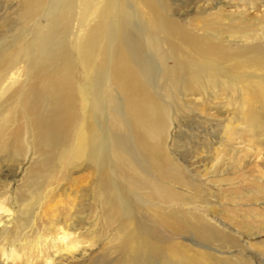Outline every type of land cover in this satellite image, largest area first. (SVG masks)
<instances>
[{"label": "bare ground", "instance_id": "bare-ground-1", "mask_svg": "<svg viewBox=\"0 0 264 264\" xmlns=\"http://www.w3.org/2000/svg\"><path fill=\"white\" fill-rule=\"evenodd\" d=\"M172 1L121 0V7L136 13L138 24L121 20L106 30L102 39L96 38L97 30L93 32L82 47L84 67L80 74L73 72V58L64 45L47 43V33L29 25L44 7L47 18V0H23L20 8L11 12L14 21H10V43L0 38V86L11 79V72L21 68L20 60L24 64L23 83L0 100V114L8 112L0 124V137L9 129V135L0 139V150L10 157H24L32 150L44 153L36 168H43L46 159L50 166V159L59 154L54 169L67 172L80 161L88 170L87 176L93 182L86 205L91 223L74 212L69 229L79 233L81 223H86L89 230L96 225L100 230L112 229L105 245L111 247L105 252L108 260H101V264H220L223 247L236 245L205 216L190 212L186 213L188 220L180 216V199L173 190L178 179L173 164L168 158L158 161L148 144L159 127L157 123H164L153 80L158 71L167 89L179 88L183 93L204 90L203 78L209 86L215 83L214 73L198 68L195 58L174 42L178 40L198 57L217 62L218 72L229 80L226 86H219L226 93L241 88L250 99L248 122L258 125L262 122L252 114V108L258 103L264 110V51L254 47L232 51L211 31L182 27L170 18L176 8ZM54 2L58 14L71 7L69 2ZM90 10L87 5L85 12ZM144 15L151 18L144 22ZM100 40L103 46L98 49ZM97 51L100 61L95 59ZM178 76L183 79L175 84ZM108 81L125 97L124 122L115 112L109 89H105ZM170 94L174 99V93ZM114 136L119 139L117 144ZM62 146L63 153L59 151ZM30 172V176H37V170ZM52 178L47 179L48 184ZM31 184L32 180H27L18 190L22 200L28 197ZM119 186L132 204H123ZM69 213L63 211L54 224L67 222ZM139 213L142 216L137 219ZM66 236L63 233L56 239L55 253L75 247L76 243ZM186 236L216 248L213 252L195 249L178 240Z\"/></svg>", "mask_w": 264, "mask_h": 264}, {"label": "rangeland", "instance_id": "rangeland-1", "mask_svg": "<svg viewBox=\"0 0 264 264\" xmlns=\"http://www.w3.org/2000/svg\"><path fill=\"white\" fill-rule=\"evenodd\" d=\"M22 1L0 0V38H7L8 43L13 28L10 21H14L11 12L17 11ZM54 1L47 0V18L44 7L29 25L47 33V43L66 47L73 58L75 74L83 71L82 47L89 36H94L93 32L97 30L96 38L101 36L102 39L106 30L121 20L138 24L136 13L121 7V0H61L63 4L69 2L71 7L59 14L55 12ZM172 3L176 8L170 18L182 27L211 31L218 42L232 51L247 47L264 51V0H175ZM87 5L91 6L89 12H85ZM140 10L145 13L144 8ZM144 16V22L151 18ZM174 42L180 50L195 58L198 68L213 72L216 81L209 86L208 80L203 78L204 90L197 89L192 93H183L179 88L170 91L157 71L153 80L156 85L154 96L163 108L164 123H157L159 127L150 136L148 144L158 161L168 158L173 164L178 178L173 190L180 199V216L186 220L189 212L205 216L223 236L236 241L235 246L223 247L221 263L264 264V110L255 104L252 114L262 123L250 124L247 119L251 110L249 96L239 87L231 93L223 91L220 86H226L229 80L220 75L217 62L202 59L186 44ZM102 46L103 40H100L98 49ZM95 59L101 60L99 51L95 52ZM20 61L18 67L22 69L11 72L8 76L11 79L0 86V100L23 83L24 64ZM182 79L183 76H178L172 81L179 84ZM105 87L114 98L119 120L124 122V95L110 81ZM170 92L174 93V99ZM7 116L8 112L0 114V124ZM8 135L9 129L0 139L4 140ZM114 138L117 144L119 139ZM64 147L59 151L63 153ZM41 154L44 153L32 150L24 157H10L0 150V264H101V260H108L104 258L105 252L111 247L105 245L112 236V229L100 230L99 225L86 229L91 223L87 219L86 205L89 204V186L93 185L87 176L88 170L80 161L67 172L54 169L59 154L50 159V166L46 159L43 168H36L45 157ZM34 170H37L36 177L30 176V171ZM51 177L48 184L47 179ZM27 180H32V188L26 200H22L18 190ZM151 182L154 183V179ZM118 191L123 204H132L121 186ZM63 211L70 212L67 222L54 224V219H61ZM74 212L83 216L87 224H79L83 228L73 234L69 221ZM140 216L139 213L135 217L140 219ZM22 222L25 224L18 228ZM63 233L76 245L57 254L55 242ZM178 240L195 249L213 252L216 248L201 244L192 236Z\"/></svg>", "mask_w": 264, "mask_h": 264}]
</instances>
